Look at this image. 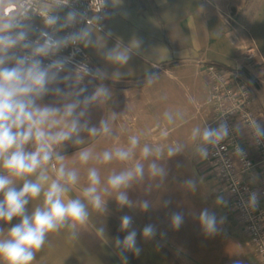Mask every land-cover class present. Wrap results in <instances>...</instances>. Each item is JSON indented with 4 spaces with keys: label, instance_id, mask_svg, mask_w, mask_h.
<instances>
[{
    "label": "clouds",
    "instance_id": "obj_1",
    "mask_svg": "<svg viewBox=\"0 0 264 264\" xmlns=\"http://www.w3.org/2000/svg\"><path fill=\"white\" fill-rule=\"evenodd\" d=\"M70 0H0V222L8 223L19 218V223L10 228L0 227V264H32L36 255L45 246L50 233L68 230L72 238H78L79 230L88 223L93 212L103 215L107 197L114 195L120 208L139 207L148 211L149 201L143 200L134 204L127 191L133 182L143 181L145 175L163 179L165 167L157 163L162 159L161 147L144 145L141 149L142 161L134 167L112 173L102 182L98 168L87 170V184L82 189V198H73L70 193L78 183L79 175L75 168L65 165V156L61 151L71 141L74 145L83 143L81 133L91 137L108 136L111 134L112 117L99 121V127L90 126L89 109L92 106L108 103L112 92L103 81L119 80L122 73L117 69L109 74L106 69L89 67L81 63L73 69L67 66L72 63L71 57L58 54L68 46L83 45L101 51L105 61L112 65L124 66L131 58L133 49L139 47L135 41L130 46L117 43L115 47L106 49L105 37L94 39L93 27L103 31L102 16L87 17L86 12L70 9L66 15L54 14L68 6ZM49 8L44 15L42 5ZM103 4V3H102ZM35 16L42 18L43 25L36 39H30L34 31L32 21ZM92 21L90 26L79 28L67 35L59 36L61 30L73 27L77 23ZM217 36L220 34L217 33ZM111 37L109 31L105 34ZM18 50V51H17ZM79 51L76 48L72 56ZM45 59L49 62L45 63ZM64 73V75H61ZM89 83L100 81L94 85L91 94H86L87 87H81L85 78ZM152 75L147 76V86L155 82ZM63 84L61 88L59 85ZM56 99L51 104L41 103L47 95ZM169 122L171 116L166 113ZM251 138L256 141L264 139V124L253 119L247 124ZM235 131L243 134L239 124ZM229 125L226 120L219 122L217 127H195L191 131L192 151L200 159H208L209 149L221 150L222 141L229 138ZM167 131L161 133L166 137ZM139 145V137H129L127 147L116 146L113 150H105L94 156L93 152L84 148L78 154L80 165H87L95 159L97 164L105 165L113 160L129 161L133 158ZM184 144H176L167 149V158H171L184 150ZM233 154L243 160L244 150L233 145ZM54 174V175H53ZM20 184V187L17 185ZM184 187L195 192L197 181L187 179ZM42 197V202L29 213L26 207L30 202ZM259 202L257 192L249 193L243 203L246 209L255 210ZM170 201H164L167 207ZM216 206H227L224 196H217ZM195 219L204 235L215 236L221 229L225 218H217L208 208L202 209ZM170 226L179 229L184 223L182 213H173ZM96 235L104 239L105 228L94 227ZM121 232L127 234L121 240L116 237L114 247L122 264H128L125 253L139 255L137 246V230L133 227V219L129 215L120 217ZM157 229L147 224L142 229V237L148 241L155 237ZM234 264H242L240 260Z\"/></svg>",
    "mask_w": 264,
    "mask_h": 264
},
{
    "label": "crops",
    "instance_id": "obj_2",
    "mask_svg": "<svg viewBox=\"0 0 264 264\" xmlns=\"http://www.w3.org/2000/svg\"><path fill=\"white\" fill-rule=\"evenodd\" d=\"M235 1L113 0L110 6L108 0L110 10L105 20V29L101 32L93 28V38L105 37V50L115 47L118 42L122 46H130L132 42L134 45L135 41H138L139 47L133 49L126 65L119 66L105 61L97 48L83 46L95 68L106 69L109 74L119 69L123 74L118 81L112 79L104 81L125 84L111 88L112 98L108 103L92 106L89 109L87 119L90 121V126L99 127L101 119L112 117L111 134L94 138L86 132L81 133L82 144L74 145L69 141L60 153L65 156V165L75 168L79 175L78 183L73 187L70 196L77 198L82 195V189L87 184V170L90 167L98 168L102 182L112 173L127 170L137 163L143 162L147 167L148 161H142L141 157V149L144 145L152 148L161 147L163 158L157 163L165 167L167 174L163 179H159L151 178L146 173L141 183L133 182L130 188L125 189L134 204L138 205L143 200L149 201L150 208L146 212L139 207L120 208L114 198L115 194L110 196L107 207L110 214L92 213L88 223L79 230L78 234L85 249L63 250L61 255L63 264H122L118 250H108L104 244L109 243V248H113L115 238L119 237L122 240L127 234L119 230L118 217L123 215L132 217L133 227L137 230V246L141 249L138 256L132 252L125 253L128 264H234L237 260L242 264H260L242 229L233 216L229 215L231 213L227 209L228 206L223 207L232 219L234 230L212 237L203 236L197 219H188L189 215L185 217L186 213L183 214L181 205L178 204L179 190L176 184L182 179L183 161L186 157L182 151L167 158V149L176 144L192 147L191 131L194 127L182 125L183 95L180 88L174 90L175 94H167L163 86L162 91L158 87L157 93H151L147 86L148 75L155 77L160 72L170 70L174 72L176 69L177 73H180L182 65L185 64L189 65L192 73L200 71L207 87V107L202 106V101L195 97L193 90L190 88L185 90L188 91L187 96L204 127V120L210 109L209 86L203 74L207 62H218L232 69L241 70L245 67L253 70L251 64L254 60L264 68V0H253V5L249 4L244 10L238 11L235 18L236 26L234 31H230L227 27V17L230 15L226 12ZM109 31L112 36H105ZM234 32L239 37H236ZM217 33L220 35L217 36ZM246 48L250 49V56L245 55ZM252 58L254 59L251 60ZM155 64L160 66V70L153 67ZM89 79L86 77L81 85L87 87L86 94H91L94 85L101 83L100 81L89 83ZM261 82L264 83V80ZM59 86L64 87L63 84ZM252 91L257 98V113L264 123V85L259 84V88L253 87ZM170 94L177 101H167L171 99ZM154 98L157 99L155 102ZM55 99L49 94L41 103L51 104ZM166 113L171 116V122ZM163 131H167L168 135L162 138ZM183 132L187 138H183ZM131 136L139 137V145L131 160L125 162L113 160L101 165L93 159L87 165H80L77 154L80 150L88 148L95 156L105 150H113L116 146L127 147ZM189 174L194 176L192 172ZM212 187V190L206 189L212 199L220 195L226 199L225 194L217 190L215 178ZM164 201H170L167 207L164 206ZM39 203H41L39 199L30 202L26 206L29 213ZM177 212L184 216V223L178 230L170 226V217ZM103 217L111 223L110 233H105L104 239H101L96 235L94 227L101 226L96 221L101 222ZM16 223H19V218H13L8 223L0 222V227L10 228ZM147 224H153L157 229L155 237L148 241L144 240L141 234ZM66 232L69 242L71 235L68 230ZM88 244H94V249ZM207 249L213 255L217 254V257L210 258Z\"/></svg>",
    "mask_w": 264,
    "mask_h": 264
},
{
    "label": "built area",
    "instance_id": "obj_3",
    "mask_svg": "<svg viewBox=\"0 0 264 264\" xmlns=\"http://www.w3.org/2000/svg\"><path fill=\"white\" fill-rule=\"evenodd\" d=\"M48 8V4L42 5L41 14L44 15ZM70 9L86 12L89 19L93 16L104 17L101 21L104 31L105 20L110 10L108 0H70L68 6L54 14L63 18ZM87 23L92 25L91 20L77 23L73 27L61 30L57 35L64 36L69 32L77 31ZM32 25L34 31L29 38L34 40L39 29L44 27L42 18L35 16ZM76 48H79V51L72 56ZM58 55L71 57L72 63L67 66L68 70L81 63L95 68L82 44L70 45ZM44 62L49 61L45 59ZM153 67L160 68L156 64ZM203 74L209 86L210 103L204 126L217 127L219 122L226 120L230 132L229 138L221 142V150L214 149L211 145L207 146L210 153L207 159L210 171L218 190L225 194L228 209L248 239L256 258L260 264H264V139L254 140L247 130V124L253 119L264 124L256 110L257 98L237 70L219 69L214 64H206ZM237 124L241 126L243 134L235 131ZM235 144L244 150L243 160L233 154ZM251 192H257L259 197L255 210L246 209L242 203L247 201Z\"/></svg>",
    "mask_w": 264,
    "mask_h": 264
},
{
    "label": "rangeland",
    "instance_id": "obj_4",
    "mask_svg": "<svg viewBox=\"0 0 264 264\" xmlns=\"http://www.w3.org/2000/svg\"><path fill=\"white\" fill-rule=\"evenodd\" d=\"M112 1L113 0H109L110 6H111ZM125 1L131 2L132 0H125ZM249 4L253 5V0H238V3L236 0L235 4L233 3V5L227 8L229 11L227 10L228 12L226 13L230 15L229 17H227L228 19L227 27L230 31H234V28L236 26L235 18L237 16V12L244 10L245 8H247ZM234 35L236 37H239L238 34H236L235 32H234ZM250 54H251L250 49L246 48L245 55L250 56ZM253 59L254 58H252L251 60ZM185 65L184 66L182 65V72L180 73L179 72L177 73V69L174 72L173 70L172 71L170 70L168 72L158 73L157 76L155 75L154 77L156 79L155 82L152 83L148 88L151 91V93L152 92L157 93V89H159L158 87H160V91H162L161 87L163 86L167 94L169 93L175 94L173 93L174 90H177L180 88V90H182V95H183V98H182V101H183L182 102L183 103V106H182L183 123L182 125L183 127L192 126L194 128L195 127L202 128L200 116L199 114H197L194 107H192V104L187 96L188 91H186L185 88L187 89L190 88L191 90H193L195 97L202 101V104H203L202 106L207 107V87L204 84L201 72L194 71L192 73L189 69V65L188 66L186 65V68H185ZM251 67L253 68V70H248L245 67H243L241 70L236 69V68H233V69L231 68V70L233 71L237 70L240 76L242 75L241 77L245 79V81L248 83L251 89H253V87L259 88V84L264 85V83L261 82V80H264V68H262L261 65L255 63L254 60H253V63L251 64ZM103 83L107 87H109L110 90L111 88H117L118 86L125 84L123 82L118 83L115 81H104ZM171 94H170L171 99H167V101H170V102H174L173 100L177 101V99H175L174 96ZM156 100L157 99L154 98L153 101L155 102ZM182 136L183 138H187L184 132ZM192 148L193 146L192 147L185 146L183 150V155H185L186 157L185 160L183 161V169H182L183 175H182V179L180 180V183L176 184L177 185L176 187L179 190L178 196H177L179 199L178 204L181 205L183 214L186 213L185 217H187V214L189 215L187 217L188 219L193 218V220H196L194 217V214L198 215L199 212L204 208H208L209 211L214 212L218 220L219 218L224 217L225 218L224 223L220 225L221 230L217 234L222 235V234H225L227 231H230V230L233 231L234 230L233 222L231 219L232 215L229 214L231 216L229 217L227 210L223 206H216L215 199H212L209 195V192L206 191L207 188H210L211 190L213 189L212 184H213L214 176L212 175L210 171L209 161L207 159L206 160L200 159L197 155L193 153ZM208 171L210 174L208 173ZM189 172H192L194 176L192 177L189 174ZM190 178L195 179L197 181V189L195 192H191L184 187V182ZM172 181L173 180H171V182ZM79 197L82 198V195H80ZM109 198L110 196L107 197V201H106V209H107L106 212L108 213L109 211L107 207L109 205L108 202H110ZM39 201L42 202V197L39 199ZM120 217L121 216L118 217V223H120ZM96 223L101 224V226L105 228V233H110V223L111 222L108 220H105V217L101 219V222L96 221ZM197 223L199 225L198 220H197ZM2 227L7 229V227L5 226H2ZM66 233H67L66 230H61L60 232H56V233H50L45 246L40 252L37 253L36 259L32 262V264H63L64 260L61 258L63 250H66V249L84 250L85 249L83 246L84 243L81 240H79L81 239V237L76 238L78 241L76 239L73 240V238L70 237L69 238L70 241L67 242L68 237L66 236ZM88 245L91 246L90 247L91 249H94L93 248L94 244H88ZM104 245H106L107 247L106 249L108 250H111V249L118 250L115 247L109 248L110 246L109 243H106ZM207 252L210 258L217 257V254L213 255L212 252H210L208 249H207ZM209 256L207 255V257ZM210 260H213V259H210ZM204 262H206V260Z\"/></svg>",
    "mask_w": 264,
    "mask_h": 264
},
{
    "label": "trees",
    "instance_id": "obj_5",
    "mask_svg": "<svg viewBox=\"0 0 264 264\" xmlns=\"http://www.w3.org/2000/svg\"><path fill=\"white\" fill-rule=\"evenodd\" d=\"M208 64H214L215 66H217L219 69H225V70H231L230 67L226 66V65H223L221 63H218V62H213V61H209L207 62Z\"/></svg>",
    "mask_w": 264,
    "mask_h": 264
},
{
    "label": "water",
    "instance_id": "obj_6",
    "mask_svg": "<svg viewBox=\"0 0 264 264\" xmlns=\"http://www.w3.org/2000/svg\"><path fill=\"white\" fill-rule=\"evenodd\" d=\"M33 34V33H32Z\"/></svg>",
    "mask_w": 264,
    "mask_h": 264
}]
</instances>
